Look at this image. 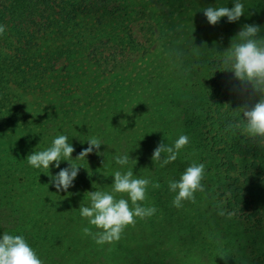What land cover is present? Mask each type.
Wrapping results in <instances>:
<instances>
[{
	"label": "rangeland",
	"instance_id": "374dc122",
	"mask_svg": "<svg viewBox=\"0 0 264 264\" xmlns=\"http://www.w3.org/2000/svg\"><path fill=\"white\" fill-rule=\"evenodd\" d=\"M149 1L150 13L131 23L140 50L117 56L134 82L126 99L131 106L122 109L130 127L122 125L119 114V119L108 122L109 131L102 128L110 140L101 148L103 156L97 158L103 165L97 178L93 162L83 160L79 163L84 168L69 194L44 187L40 204L33 209L34 218L48 234L42 248L35 251L43 264H264V178L245 186L262 217L261 225L250 228L243 218L226 213L222 196L226 179L195 120L207 103L208 59L221 55L244 24L261 26L264 35V0H243L246 11L238 22L222 17L215 25L207 22L202 9L230 8L232 0ZM93 131L87 135L95 136ZM181 134L188 136L189 143L175 161L164 167L152 162V152L161 141L171 144ZM72 143L80 148L76 138L72 137ZM124 152H130L132 159L120 170L132 168L134 176L150 179L142 203L155 206L156 212L127 226L118 241L99 246L84 233L86 226L95 228L80 216L78 207L86 202L85 192L94 190L93 182L99 189L111 190V174L120 168L113 157ZM193 162L205 165L203 190L176 208L169 181L179 179ZM65 166L62 162L61 167ZM122 195L126 198V194H116L117 198Z\"/></svg>",
	"mask_w": 264,
	"mask_h": 264
},
{
	"label": "trees",
	"instance_id": "16d2710c",
	"mask_svg": "<svg viewBox=\"0 0 264 264\" xmlns=\"http://www.w3.org/2000/svg\"><path fill=\"white\" fill-rule=\"evenodd\" d=\"M150 9L149 0H0V231L23 235L34 249L46 242L33 207L48 176L25 159L37 145L46 147L57 130L79 141L94 130L106 145L110 139L102 133L119 114L130 127L123 113L134 82L117 56L140 50L131 23ZM219 57L208 59L207 103L195 120L219 158L226 213L257 228L260 207L245 186L264 178V139L237 127L235 110L250 107L257 94L231 72L217 70ZM85 147L80 142L73 158ZM99 157L94 152L86 158L95 178L103 166Z\"/></svg>",
	"mask_w": 264,
	"mask_h": 264
},
{
	"label": "clouds",
	"instance_id": "9594fccd",
	"mask_svg": "<svg viewBox=\"0 0 264 264\" xmlns=\"http://www.w3.org/2000/svg\"><path fill=\"white\" fill-rule=\"evenodd\" d=\"M232 4L230 8L223 5L203 8V15L210 25L217 24L222 17H226L229 23L238 22L245 14V5L243 0H232ZM261 30L259 25L244 24L232 37L230 46L220 55L217 70L222 68L220 71L231 72L236 81L249 85L252 92L257 94L250 107L241 105L235 109H238L239 116L237 127H242L249 137L264 139V35L260 34ZM3 31L4 26L0 25V33ZM72 137L75 136L61 132L46 147L39 149L37 145L25 158L31 168L48 176L47 186L54 188L56 193L69 194L68 190L73 187L80 169L84 168L79 161H87V156L94 152L103 156L101 146L105 145L104 141L98 136H90L80 140L82 144L86 142L87 147L73 158L75 148ZM188 143L189 138L184 134L171 144L161 141L154 148L151 160L164 167L175 161L180 150ZM113 159L120 168L111 174V190L99 189L97 183L93 182L94 190L85 192L83 199L86 202L78 207L80 216L95 228L93 231L86 226L84 233L99 246L118 241L127 226L156 212L155 206L142 203L146 199L150 179L134 176L132 168L120 170L132 159L130 152L114 155ZM62 162H66L65 167H61ZM52 168L59 171L53 173L50 171ZM204 171V163L193 162L180 174L179 179L169 181L168 189L175 194L171 201L174 207L180 208L184 201L194 200L195 193L203 190L201 181ZM153 187L159 185L154 184ZM116 194H126V198L123 195L117 198ZM0 264H43V261L23 235L0 231Z\"/></svg>",
	"mask_w": 264,
	"mask_h": 264
}]
</instances>
